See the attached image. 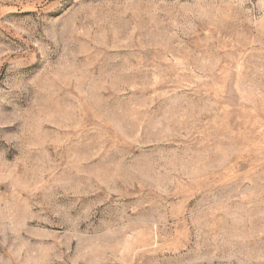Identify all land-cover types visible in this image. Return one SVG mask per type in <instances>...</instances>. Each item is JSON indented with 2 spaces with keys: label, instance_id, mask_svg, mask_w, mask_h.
Masks as SVG:
<instances>
[{
  "label": "rangeland",
  "instance_id": "374dc122",
  "mask_svg": "<svg viewBox=\"0 0 264 264\" xmlns=\"http://www.w3.org/2000/svg\"><path fill=\"white\" fill-rule=\"evenodd\" d=\"M0 264H264V0H0Z\"/></svg>",
  "mask_w": 264,
  "mask_h": 264
}]
</instances>
